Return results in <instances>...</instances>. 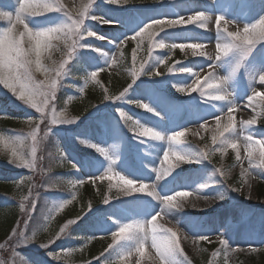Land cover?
Masks as SVG:
<instances>
[{
  "label": "rangeland",
  "instance_id": "374dc122",
  "mask_svg": "<svg viewBox=\"0 0 264 264\" xmlns=\"http://www.w3.org/2000/svg\"><path fill=\"white\" fill-rule=\"evenodd\" d=\"M89 2L90 0H58L70 14L71 20L65 15V11H54L26 18L25 23L33 31L71 24L72 20L82 18L80 14L83 7ZM18 6V0H0V11L13 14L11 23L7 18L0 17V30L11 27L17 38L25 33L23 47L28 49L33 42L27 36L23 24L15 21V9ZM201 12L210 18L205 29H200L196 23L175 26L168 23L181 18L187 21L189 17ZM93 16L110 22L94 20L91 18ZM261 16H264V0H116L115 3L91 0L88 15L83 19L87 30L95 32L96 36L89 37L87 32H82L80 37H73L79 44L91 47L77 46L73 58L65 65L67 74L60 78L55 89V99L49 100L43 115L18 98V86L14 94L0 83V101L7 100L25 112L21 121L12 119L9 124H0V135L5 139H13L14 146L26 159H31L33 147L30 133L39 126L36 132L35 167L28 168L18 165V162H10L13 159L11 152L3 144H0V166L19 169L22 176L33 172L37 175V180H42L43 190L49 191L46 196L33 198L35 210L32 203L27 213L21 214L22 225L12 229L9 236L0 239V264L72 262L74 249L71 245L76 244L72 241L71 232L78 225L68 224V221H74V218L60 224L57 231L53 232L50 227L55 224L57 215L77 201L75 182L82 181L83 178L77 176L74 181L72 176H75L66 170L69 155L65 150L68 151L69 147L92 158L85 178L94 184L95 190L102 188L105 193L98 204H89L85 213V216H90L102 226L101 230L92 234L83 228L87 235L91 237L99 233L109 236L105 247L97 251L94 264H160L156 251L151 246L150 232L143 254L133 247L131 255L118 259L115 251H106L109 245L119 239L120 227L142 222L150 229L152 216L157 213L156 223L176 233L183 249V255L179 257L181 261L186 257L190 264H256L262 259L264 167L259 164L262 157L259 145L255 144L252 167L249 166L245 152L248 141L245 137L264 140V129L260 126L263 125L260 123H264V99L256 97L251 104L248 101V96L253 91L264 95V82L260 81L258 75L259 72H264V41L258 43L243 60L237 50L219 61L215 59L216 44L225 42L223 34L220 40L217 39V17H223L220 21L221 30L227 28L228 31L242 32L245 24L255 23ZM141 29H144L143 35L136 36ZM71 42V39L67 42L52 41L53 47L42 54L41 71H36L34 64L32 66L34 80L45 81L46 84L51 82L55 70L67 58ZM160 43L164 44L163 48L158 46ZM195 44L201 47H191ZM193 52H204L205 56L193 55ZM97 58L101 62L107 59L105 65L109 75L123 73L129 81H121L115 87L116 91H109L101 80L100 67H94L87 61ZM32 59L35 60L34 54ZM113 59L115 63L112 62ZM237 62L241 64L239 68H236ZM119 66L123 67L122 71ZM45 68L49 71L45 72ZM182 68L191 69L197 75L182 72ZM93 71L97 72L96 79L84 87L85 79ZM133 73L137 75L133 76ZM210 73L213 78L209 83L218 82L222 77L227 78L219 93L226 96L225 100L212 99L217 93L204 84ZM197 79L200 84H196ZM129 84L133 85L132 88L121 99H104L105 95L119 97ZM90 85L94 90L98 88L101 91V96L93 102L92 114L73 112L72 103ZM81 87H84L83 92L79 91ZM141 104H147L153 111L149 112ZM232 105L235 106L234 111L229 113L228 108ZM53 106L57 115L64 111L66 118L79 119L69 125L51 124ZM110 107L114 108V115ZM117 109L124 115L121 116ZM97 112H102L105 118L103 116L104 119L96 121ZM229 115L235 117L236 128L226 136L238 141L241 162L236 160L235 149L226 148L219 143L214 145L212 142L213 134L222 131L229 123ZM216 116H220L219 128ZM253 118L257 121L255 125L245 126L242 123ZM84 121L89 122V131L85 128L72 130ZM144 128L160 132L165 139L155 140L142 135ZM56 132L61 134L64 142L59 137L54 139ZM174 132L185 134L179 141L170 144L167 137ZM217 148L221 150L217 151ZM98 149H103L104 153ZM197 151L207 153V157L201 156L197 162ZM165 152L169 153L168 161L164 160ZM175 152L190 155L192 159L177 160L173 154ZM42 155L44 162L39 164L37 159ZM216 169L225 175H221ZM242 170L247 171L242 174ZM109 175L113 178L108 179ZM120 177L133 180L134 185L124 184ZM29 184L30 178L19 179L13 190L23 191ZM141 184L147 185L145 192L133 191L134 187ZM36 185L34 188L37 190ZM4 190L0 186V197L11 198L5 195ZM147 192H154L155 195L148 196ZM181 192H187L188 195H177ZM164 196H173V203L177 207L166 206L162 199ZM220 196L224 198L220 199ZM137 198L143 200L144 204L140 205ZM61 204L64 205L62 208ZM61 229L64 231L61 232ZM92 231L95 232V229ZM21 232L24 233L23 236H20ZM113 233L117 235L114 236ZM201 236H207L208 239L201 240ZM220 239L226 240L227 244L222 245ZM79 240H82L79 245L86 246L91 239L80 237ZM54 243L65 248L59 252ZM19 251H31L35 257L29 258Z\"/></svg>",
  "mask_w": 264,
  "mask_h": 264
},
{
  "label": "snow or ice",
  "instance_id": "6c2138e0",
  "mask_svg": "<svg viewBox=\"0 0 264 264\" xmlns=\"http://www.w3.org/2000/svg\"><path fill=\"white\" fill-rule=\"evenodd\" d=\"M109 3H115L116 0H108ZM18 7L15 9V21L23 24L26 34L29 37L30 41L33 42L28 49L23 47V36L25 33H22L20 38H17L12 33V28H5L0 30V83H3L6 88H9L14 94L17 92V86L19 87L18 98L26 104L31 105L32 108L37 109L42 115L45 112L46 107L49 105V100L55 99V89L60 81V78L67 74L65 65L68 64L69 60L73 58L75 50L77 46L80 48L91 47L90 45L79 44L77 39H73V37H80L82 32H87L89 37L96 36L95 32L88 31L87 27L84 25L83 17H87L89 8L91 7V0L89 4H85L83 7V11L80 16L82 18L72 20L71 24L65 23L56 26H51L47 28H41L39 30H31L28 28V24L25 23V19L29 17H36L43 15L44 13H50L54 11H65V15L71 20V16L67 11L63 8V5L58 3V0H18ZM0 17L7 18L8 22L11 23L13 20L12 12L8 11H0ZM94 20H101L103 23H109L110 21L103 20L101 17H91ZM210 19L206 17L204 13H197L196 16L189 17L187 21H184L182 18L177 20L169 21L170 25H184V24H193L196 23L200 29H205L207 27V20ZM223 17L216 18V29H217V39L220 40L222 38L225 39L223 43H217L216 49L217 54L215 59L217 61L221 60L223 57H226L233 50H237L239 52L241 60L246 58L254 49V47L264 41V16H261L255 23L245 24L242 32L240 30L237 31H228L227 28H223L221 30L220 21ZM154 23H162L161 21H154ZM148 26L146 25L145 28ZM144 33V29H141L136 33V36H141ZM151 35V34H149ZM71 39V44L68 45V53L67 58L64 59L59 67L55 70V76L51 78V82L46 84L45 81H36L32 75V66L35 65L36 71H41L42 63L41 57L44 52H47L51 47H53L52 41L54 40H67ZM99 39H105V37H99ZM123 43V41H121ZM160 48L164 47L163 43L158 45ZM172 47H176V45H172ZM181 47H183L181 45ZM193 48H200L201 45L195 44L191 45ZM93 51H97L93 49ZM33 54L35 55V60L32 59ZM193 55L205 56L204 52H193ZM211 58V57H210ZM107 59L106 62L107 63ZM115 63V60L112 61ZM241 66L240 62H237L236 68ZM144 70L143 67L141 69ZM45 72H48L49 69L45 68ZM182 72H189L191 75H197V73L192 72L191 69L182 68ZM159 75V73H155ZM136 73H133V76H136ZM259 79L261 82H264V72H259ZM97 72L93 71L90 73V77L85 79V85L91 81L96 79ZM213 78V74H209V77L204 80V84H207L208 88L215 90L216 95L212 96V99L215 100H225L226 96L219 94L221 91V85L226 83L227 78L222 77L220 81L215 83H209V80ZM135 80L133 81V83ZM196 84H200V80L197 79ZM132 84H129L127 88L124 89V92L120 94L119 97L116 96H108L105 95V100H117L121 99L125 93L128 92L129 89L132 88ZM84 87L79 89L80 92L84 91ZM183 91V89H180ZM256 97H260L264 99V95L259 92L253 91V94L248 96V101L251 104ZM71 99V98H69ZM231 104V101H229ZM143 108H146L149 112H152L153 109L149 107L147 104L140 105ZM234 105L228 108V112L232 113L234 111ZM120 112V115L123 116L124 113L117 109ZM79 118H66L65 112L62 111L57 115L55 106L52 107V118L51 124H74ZM217 121V127H220V116L215 117ZM229 123L223 127V130L217 134H213L212 142L213 144L219 143L220 145L226 146V148H231L236 150V160L241 162V156L238 147V141L236 139H230L226 134L234 132L236 128L235 117L232 115L228 116ZM245 126L255 125L257 123L256 119H249L242 121ZM39 130V126L30 133L31 139L33 141V147L31 149V159H26L22 153L17 150V147L14 146L15 141L13 139H5L3 135H0V144H3L5 149L10 150L11 157L13 158L10 162L17 163L18 165H22L28 168L35 167L36 160V147L35 144L37 142L36 132ZM51 129H49L50 131ZM142 135L149 136L155 140H164L165 136L162 135L158 131H154L151 128H144L142 130ZM184 132H174L171 136L167 137V140L171 143L177 142L181 137L184 136ZM47 135V132L45 133ZM248 144L245 148L246 158L249 161V166L252 167V158L254 148L253 145H259L260 156L262 157L259 161L260 166L264 167V140H255L252 136L245 137ZM22 143V141H21ZM226 148L224 150H226ZM217 151L221 150L220 148L216 149ZM104 153L103 149H98ZM176 156L177 160L185 161L191 160L192 156L182 155L179 152L173 153ZM106 155V153H105ZM197 158V162H199V157L204 156L207 157V153H201L197 151L195 153ZM164 160H169V153L165 152ZM76 164H72L73 168H76ZM110 171V169H109ZM216 171H220L216 169ZM244 171L242 170V174ZM221 175H225L224 172L220 171ZM111 175L108 176V179H112ZM120 180L123 181L124 184L132 186L134 185L133 180L125 179L124 177H120ZM79 183H83V181H79ZM203 187V186H202ZM147 189V185L141 184L139 187H134L133 191L136 192H145ZM234 191L238 189H233ZM148 196H154V192H147ZM180 196H187V192L177 193ZM223 199V196L219 197ZM27 200L28 197L25 196L23 198ZM163 201L166 206L175 208L177 204L173 203V196H164ZM107 203V200L105 201ZM69 203V202H66ZM33 208H35V201L32 204ZM64 205L61 204L62 208ZM20 207L24 208V203L21 202ZM159 213L152 216L151 219V227L150 229L142 222H137L136 224H126L120 227L119 229V239L115 240L112 245H109V249H112L116 252L118 259H123L125 256L131 255V250L133 247L137 251H140L143 254L145 243L149 239V232L151 235V246L155 249L156 255L159 258L160 264H177L179 260V264H190V261H187V258L183 261L179 259L180 256L183 255V249L180 247L179 241L176 238V233L172 231V229L166 228L162 225L156 223V218ZM75 223V221L70 220L68 224ZM67 226V225H66ZM65 226V227H66ZM64 229H61L63 232ZM15 234V230H14ZM24 233L21 232L20 236H23ZM116 236V233H113ZM201 240H207V236H201ZM128 242H132L129 244ZM220 243L222 245H226L227 241L224 239H220ZM41 247H46V245H41ZM118 249H123L122 251ZM254 250V249H253ZM106 251H108L106 249ZM49 255H52L49 253ZM111 255V253H110Z\"/></svg>",
  "mask_w": 264,
  "mask_h": 264
},
{
  "label": "trees",
  "instance_id": "16d2710c",
  "mask_svg": "<svg viewBox=\"0 0 264 264\" xmlns=\"http://www.w3.org/2000/svg\"><path fill=\"white\" fill-rule=\"evenodd\" d=\"M101 61L99 58L95 60H90L89 64L92 66H99L101 65V80L104 82L105 87L108 88L109 91H116V86L118 84H121V81L127 82L129 81L128 77L121 73L115 74L111 73L110 75L107 73V69L103 64L100 63ZM117 68V67H116ZM121 71L123 67H118ZM119 70V72H121ZM80 77V75H79ZM101 96V91L97 88V90H94L93 87L90 85L88 86L85 91L82 93L80 97H78L74 103H72L71 110L75 113L79 114H90L92 105L94 101H97L98 98ZM0 113H3L0 116V124L6 125L9 124V121L12 119H17L18 121L23 120L25 112L19 108H16L13 104H10L6 101H0ZM92 114V113H91ZM90 114V115H91ZM96 117L99 119H104L105 116L102 112H97ZM104 116V118H103ZM85 128L87 131H89V126L86 123L79 124L76 128H73L72 130H77ZM99 133L102 134L99 130ZM55 137H60L59 133L54 134ZM102 137V136H101ZM69 152V159L65 164L66 170H68L70 173H72V170L74 169L72 167V164L79 163L80 169L82 171H85V160L83 159L81 154ZM44 156L42 155L40 158L38 157L37 162L39 164H43L44 162ZM55 165V164H54ZM55 168V167H54ZM18 169H12L10 167L6 166H0V186L4 187L5 192L7 196L11 198H3V196L0 197V239H3L7 236H9V233L12 229L15 227H20L22 225L23 218L21 220V214L24 212L27 213V210L30 209L33 198L38 197L40 198L39 194L41 193V184H43L42 180H37V175H35L33 172H28L29 174H25L24 176L19 173ZM81 173V172H80ZM79 172L77 174L80 175ZM76 174V173H73ZM23 178H30V184L24 188L23 191L17 189L13 190L14 186L18 183L19 179ZM37 184V185H36ZM36 185L37 190L34 188ZM95 191V192H93ZM78 200L65 210L64 212L60 213L55 220L54 225H50L52 228V231H57V228L60 224H62L64 221H67L70 218H74L75 224L78 225L76 230H73L71 233L73 237H85V238H91L90 242L85 245H79L81 244L80 240H74L73 243L76 245H71V248L74 249L73 259L70 264H92L93 259L95 257V254L99 248H104L106 245V241L108 240V236L105 235H99L95 236L87 235L85 230L90 232L92 229H98L97 232L100 230L99 227H97L96 222H94L93 219L90 218V216H85L86 209L89 206V204H98L101 199L104 198L105 193L104 189L99 188L98 190H95L92 185L89 183H83L78 187ZM34 195V196H33ZM36 195V196H35ZM27 196L28 199L24 200L23 198ZM38 198V199H39ZM21 202L24 203V208L22 209L20 207ZM36 206V205H35ZM35 210V208H34ZM80 214H83L80 216ZM32 219V218H31ZM31 219L29 220L31 223ZM33 221V220H32ZM80 227V228H79ZM85 230H84V229ZM76 239V238H75ZM58 247H56L57 249ZM65 247H61L63 249ZM23 254H27L29 258H34L33 252L26 253L23 251ZM31 256V257H30ZM260 259L256 264H264V255H262Z\"/></svg>",
  "mask_w": 264,
  "mask_h": 264
}]
</instances>
